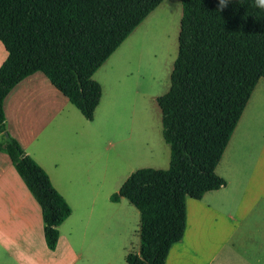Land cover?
<instances>
[{"label":"trees","instance_id":"16d2710c","mask_svg":"<svg viewBox=\"0 0 264 264\" xmlns=\"http://www.w3.org/2000/svg\"><path fill=\"white\" fill-rule=\"evenodd\" d=\"M163 0H0V150L41 206L48 246L72 208L46 170L7 127L4 102L24 78L42 71L88 119L103 88L95 72ZM178 54L169 90L157 97L166 169L132 172L112 201L127 198L141 214V247L131 264H165L184 235L187 197L226 184L216 167L260 78L264 77V5L259 0H181Z\"/></svg>","mask_w":264,"mask_h":264},{"label":"crops","instance_id":"0c3cea01","mask_svg":"<svg viewBox=\"0 0 264 264\" xmlns=\"http://www.w3.org/2000/svg\"><path fill=\"white\" fill-rule=\"evenodd\" d=\"M7 56L0 40V66ZM74 106L42 71L21 80L5 98L9 131L46 170L72 212L51 249L40 204L0 150V264H131L128 255L140 251L139 209L125 197L111 200L129 176L113 177L102 164L99 107L88 119ZM216 172L226 184L202 198L187 197L185 232L165 264H264V77Z\"/></svg>","mask_w":264,"mask_h":264},{"label":"rangeland","instance_id":"374dc122","mask_svg":"<svg viewBox=\"0 0 264 264\" xmlns=\"http://www.w3.org/2000/svg\"><path fill=\"white\" fill-rule=\"evenodd\" d=\"M182 12L181 0H163L93 76L103 87L96 110L102 164L113 177L124 180L140 168L170 165L156 96L170 88ZM105 185L111 188V180Z\"/></svg>","mask_w":264,"mask_h":264},{"label":"clouds","instance_id":"9594fccd","mask_svg":"<svg viewBox=\"0 0 264 264\" xmlns=\"http://www.w3.org/2000/svg\"><path fill=\"white\" fill-rule=\"evenodd\" d=\"M227 3H228V0H220V7L221 8H224L227 6ZM259 3L261 5H264V0H259Z\"/></svg>","mask_w":264,"mask_h":264}]
</instances>
